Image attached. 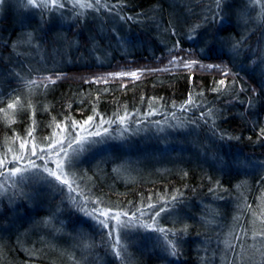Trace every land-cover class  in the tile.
Instances as JSON below:
<instances>
[{"label": "trees", "instance_id": "16d2710c", "mask_svg": "<svg viewBox=\"0 0 264 264\" xmlns=\"http://www.w3.org/2000/svg\"><path fill=\"white\" fill-rule=\"evenodd\" d=\"M60 2L64 9L48 19L44 9L23 6L20 0L25 15H14L7 7L0 11V108L7 109L13 89L23 105L8 109L7 116L0 111V156L11 160L33 148L37 153L31 156L37 168L25 174L33 188L25 184L0 195V264H264V237L259 235L264 230V8L254 0H227L220 25L211 20L212 0H101L108 7L84 9L86 18L79 14L93 21L99 13L94 20L98 31L88 37L101 47L89 51L106 57L115 39L132 44L126 54L116 51L103 68L79 74L77 64L61 69L49 64L82 49L87 39L85 25L71 21L57 32L62 40L46 51V38L55 28L44 32L41 27L70 21L74 14L72 0ZM114 13L112 18L123 22V34L110 35ZM145 20L154 34L142 26ZM64 29L74 32L67 40ZM97 35L112 40L101 44ZM242 38L233 52V43ZM38 53L43 54L39 63ZM182 53L198 61V67H171L166 61ZM222 67H227V77ZM131 72L137 76L119 75ZM43 77H53L55 83L26 86ZM221 79L223 86L217 84ZM185 105L187 110H181ZM90 116L92 124L82 126ZM92 125H101V135L105 129L115 132L116 150L126 155L112 165L95 158L97 149L88 145L65 167L73 186L78 185L70 192L43 171L55 155L50 145L58 140L66 144L77 133L87 136L83 128L95 131ZM144 129L153 132L132 136ZM148 143L159 153L156 162L133 156ZM238 171L251 179L234 175ZM40 179L45 184L39 189L32 181ZM85 202L88 212L135 213L151 229L126 231V252L117 259L106 247L107 230L80 209ZM160 208L165 211L153 224ZM157 227L171 230L168 238L179 245L177 256L164 251L162 234L152 230ZM213 251L224 255V263Z\"/></svg>", "mask_w": 264, "mask_h": 264}, {"label": "snow or ice", "instance_id": "6c2138e0", "mask_svg": "<svg viewBox=\"0 0 264 264\" xmlns=\"http://www.w3.org/2000/svg\"><path fill=\"white\" fill-rule=\"evenodd\" d=\"M73 7H79L80 9H97V6L99 7H108L106 4H102L101 0H72ZM3 3V0H0V4ZM20 3L23 6H30L32 9H47L51 11L53 8H63L64 4L60 2V0H20ZM227 3V0H212V4L214 7H210L209 11L212 13L211 20L216 23L222 25L225 17V4ZM255 4H260L262 8H264V3H261V0H254ZM112 8H115L116 5H112ZM83 14V13H79ZM264 14V13H262ZM121 19H125V17H121ZM128 20L133 19L132 17H127ZM205 19H208V17H205ZM199 27V26H197ZM193 31L195 32L196 29L194 28ZM175 34V33H173ZM31 34H29L30 36ZM246 38H242L240 41H236L232 45V51L237 52V50L240 48L241 44L243 43V40ZM178 57H173V59L170 61V63L175 64L177 62ZM182 63L188 67L192 68L194 65L198 63V61L195 60H182ZM209 69L213 67H221V66H214V65H207ZM166 70V69H165ZM222 75L227 77L228 71L226 67L221 68ZM18 75V74H17ZM121 76L123 75H130L132 77H136V72L131 73H121L119 74ZM49 83H55V79L53 77H43L37 82L36 80H29L26 82V86L31 87L32 85H36L37 87L43 86L47 87ZM218 85H225V80L221 79L217 82ZM215 90V89H214ZM15 89H13L12 93H9V99L11 102L7 103V109L0 108V111H3L5 115H9L7 112L8 109L16 110L17 107H23V105L20 102V99L18 96H14ZM253 94L255 95V89H253ZM3 102V97L0 96V103ZM189 103H192L191 97L189 98ZM249 107L252 106V101L250 100L248 102ZM181 110H187V106H182ZM151 114V113H149ZM174 115V114H173ZM127 117H120V123L123 124L125 119ZM94 117L90 116L87 120L82 122L83 125H90L92 124ZM75 123V122H74ZM103 123V122H101ZM101 125H92L93 128H95V131H92L89 128H83V131L87 133V136H81L80 133H77L75 137H67L66 138V144L65 140H58L52 142L50 147H52L55 151V155L57 157H60L61 153H63L62 159H56L52 160L53 163L56 164V168H48L47 163L44 165L43 171L47 173V177L51 178L55 182H57L60 186H66L70 192H75L76 188H78V185L74 187L75 181H70L68 179V174L65 172V167L70 166L72 163V156L77 155L81 152L87 151V146L92 143L91 140L88 139V136L96 137L100 136L101 133L99 131ZM107 132V129L104 130ZM261 134L264 135V128L260 130ZM27 135L29 137L32 136V129L30 128ZM56 145H59V147H56ZM76 145V147H74ZM21 148L25 147L24 143H21ZM71 150V154L69 152ZM44 152V149H41V153ZM32 155H37L35 149L25 156L23 153L14 155L11 160L8 159L7 154L4 156H0V195L6 194L9 188H15L17 187V180L21 184H23L27 177L26 173H31L33 169L37 168V165L35 164V161L31 160ZM40 159H44V155L39 156ZM28 160V164H21L22 160ZM11 164L12 167L9 168L8 165ZM22 191V190H21ZM80 195V193H77ZM176 197H173V200H175ZM86 203H82L79 205L80 209L84 211V214L88 216L89 218L96 220L99 226L107 230L106 235L108 238V243L106 244V247L110 254H112L117 259H123V253L126 252V244L125 240L127 237V232L125 230H130L133 227H136V220L138 219L136 217V214L133 213L129 215L127 212H116L114 214H109L108 211L104 209H93V212H88L86 209ZM91 203L95 204L97 201L93 200ZM149 207H155V205H149ZM165 211L164 208H160L156 210L153 213V221L152 223L155 224L156 220L155 217H159L161 213ZM140 215H144V212L141 211ZM103 216V219H100V217ZM121 217H127V219H121ZM110 221H115V223H112L110 226ZM144 227L145 229H151V225L149 224H142L140 225ZM153 231L159 232L164 235L165 238V248L164 251L168 253L169 255L175 257L177 256V249L179 245L176 241H173L168 238V232L171 230H166L164 228H154ZM182 231H186V228ZM175 234V233H173ZM259 235L261 237H264V230H261Z\"/></svg>", "mask_w": 264, "mask_h": 264}, {"label": "bare ground", "instance_id": "6f19581e", "mask_svg": "<svg viewBox=\"0 0 264 264\" xmlns=\"http://www.w3.org/2000/svg\"><path fill=\"white\" fill-rule=\"evenodd\" d=\"M261 3H262V1H261ZM74 8H75L74 12H73L74 14H72V19L70 21H66V22H64V20L63 21H55L51 25L49 24V25L45 26V28H44V26L41 27V29H42V31L45 32V30H50L51 28H55V31H50L48 38H46V40H47L46 41L47 42L46 51H50L52 49V47L57 44V40H62L61 38L59 39L58 37H56L57 32H59L58 30L65 28V26H68L71 23V21H75V20L84 24L85 25V33L87 35V39L84 41V42H86L85 46L82 49L78 47V49H75V51H76L75 53L68 54L67 58H65L64 60L61 58H57V60H55V62H56L55 64H53V63H49V64H50V66H52L55 69H61L67 65L77 64V65H79V68L81 69L79 71L80 72L79 74H83V73L87 74L90 72V70L95 69L97 67L103 68L102 66L107 65L111 60L106 64H101V63H103V62H101V63L97 64V66H93L92 64L84 61V59L86 58L85 57L86 55L93 60L98 58V56L96 54L92 53L91 51H89V49L97 48L96 45H98V48H97V50H98L101 47V45H99V41L97 43H95L97 40H94V42H92L89 40V37H88V36L92 35V32L94 29L96 30V33H97V31H98L96 29L97 22H94L95 19H93V21L92 20L89 21V20L82 18L79 15V10L81 12L82 11L85 12L84 9L82 10L79 7H74ZM62 9H64V7L63 8H53L51 11L44 9V11H45V13L47 15V19H48L49 17H52L53 15L61 12ZM25 13H26V11H22L19 8H18V10L14 11V15H17V14L25 15ZM83 17L86 18V17H88V15L84 14ZM112 17H116V14L114 13L111 15V17H109L110 18L109 19L110 24H112V27H111L112 30H111L110 35H112L114 33L118 34L120 32H122V34H123V27H124L123 22L120 21V19L116 20V18L112 21V19H113ZM115 23H117V25L119 26L118 28H115L116 27ZM45 24L46 23L44 22V25ZM37 25H36V22H34L33 28L36 27ZM65 31L68 33V34H66V40L69 38L70 34L71 35L74 34V32L71 33V32H68V30H65ZM105 36H107V35H105ZM97 38L100 39L101 44H103V40H106L107 42H105V43H107V44L110 43V40H112L111 36L110 37L108 36V38L107 37L102 38V37H99L97 35ZM131 44H132V41H130V42L125 41L123 44L122 40H120L119 38L115 39L114 42H112L111 52L109 53L108 57H110V55L114 54V56L112 58H110V59H114L116 57V51L123 53V54H126V51H127L126 46L128 48L129 46H131ZM75 47L77 48V46H75ZM31 49H34V46H31ZM86 49L89 51V53H84V52H87ZM73 56L77 57L76 58L77 61L83 59L82 61H84V62L82 64H80L78 62L73 61V59H72ZM263 56H264V54H263ZM150 132H153V131H151L150 129H144V131L143 130L133 131L132 136L137 137V136H141V135H149ZM94 141L97 144V146L95 147L97 150L95 151L96 153H94L95 158L97 157V158H101L102 160H105V161H112V165H116L115 164L116 158L119 157V155H121V157L119 159H123L126 155V154L122 153L123 151L118 150V149H117L118 151L116 150V143H115L116 142V133L115 132H107V133L103 132V134L100 137H97V139ZM225 142H227V144L231 143V141H225ZM148 144L149 145H147V147L146 146H143V147L139 146L138 148H136L134 153H133L134 154L133 156L142 155L143 158H146L148 160L147 162H156L158 160L157 156L159 153H157L158 151H155L152 144H150V143H148ZM114 171H115V169L113 170V172ZM116 173L117 172L115 171L114 174H116ZM234 175H236V176L241 175V176H244V178L251 179L250 174L247 172H244V171L243 172L238 171Z\"/></svg>", "mask_w": 264, "mask_h": 264}, {"label": "rangeland", "instance_id": "374dc122", "mask_svg": "<svg viewBox=\"0 0 264 264\" xmlns=\"http://www.w3.org/2000/svg\"><path fill=\"white\" fill-rule=\"evenodd\" d=\"M171 1V0H170ZM175 1V0H174ZM173 2V1H172ZM172 2L170 3V4H172ZM18 5H19V0H3V3L2 4H0V11L1 10H3L2 8H9L10 9V11L11 12H13L14 13V11H16V10H18ZM180 5V4H179ZM181 6V5H180ZM81 13H83V11L81 12ZM94 13H96V12H94ZM81 16H84V13L81 15ZM99 16V13H96V14H94V17H95V19L97 18ZM114 20V18L112 19V21ZM111 21V22H112ZM116 24V27L115 28H118L119 26L117 25V23H115ZM144 25H146V27H147V29L148 30H150L151 31V33H155V29H153V27H151L150 25H151V23H150V21L147 23L146 22V20L145 21H143V23H142V26H144ZM225 39H230L229 37H226ZM224 41H226V40H224ZM227 43H231V41L230 40H228V42ZM42 53H38L37 54V59L35 60V61H37V63H39L41 60H43L42 59V56H43V54L41 55ZM97 56H98V58L97 59H95V60H93L92 59V61L93 62H96V63H101V62H103V63H101V64H106V63H108L111 59L110 58H112L113 56H114V54L113 55H110V57H108V55L106 54V57H103L102 55H101V53L100 52H97V54H96ZM173 57H178V58H182V60H193V58H191V57H189V56H186V54H184V53H182V55L181 54H179V55H174ZM173 57L171 56V58L170 59H167L166 61L167 62H169L170 63V61L173 59ZM102 58H104V59H102ZM88 60H90L91 61V59L89 58ZM104 60H105V62H104ZM182 60L181 59H178L177 60V62L175 63V64H172V63H170V65H171V67H183V68H188V67H186L183 63H182ZM91 61V62H92ZM90 62V63H91ZM198 64H196L195 66H193L192 68H190V69H193L194 67H198L197 66ZM227 68V67H226ZM219 70H221V69H219ZM97 146V144H96V142L95 141H92V143L90 144V147H96ZM54 157H49L48 159V161H51L52 162V160H56V159H59L56 155H53ZM50 163H47V167H49V168H56V164L55 163H53L52 162V164L50 165ZM25 184H27V186H29L31 189L33 188V187H31V182L30 181H26V182H24L23 184H21L20 182H17V187H22L23 185H25ZM32 184H33V186L34 187H36V188H42L43 186H44V184H45V182H44V180L43 179H40V180H33L32 181ZM35 188V189H36ZM111 215V214H110ZM103 217V216H102ZM121 219H127V217H121ZM112 223H115V221H110V226H111V224ZM142 223V220H139V218L136 220V224H137V226L136 227H133V228H131L130 230H134V229H141V227L142 226H140V225H142L141 224ZM152 225V224H151ZM143 228V227H142ZM125 231H128V230H125ZM162 236H163V239L165 240V238H164V235L162 234ZM215 250V249H214ZM213 253H214V251H213ZM215 254V256H218L219 258H220V262H218V263H224V255H221L220 253H214Z\"/></svg>", "mask_w": 264, "mask_h": 264}]
</instances>
